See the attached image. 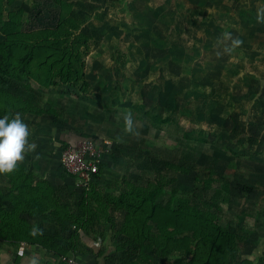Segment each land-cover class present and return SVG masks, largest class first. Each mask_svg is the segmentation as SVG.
Instances as JSON below:
<instances>
[{
	"label": "rangeland",
	"instance_id": "1",
	"mask_svg": "<svg viewBox=\"0 0 264 264\" xmlns=\"http://www.w3.org/2000/svg\"><path fill=\"white\" fill-rule=\"evenodd\" d=\"M9 1L6 10L24 11V29L33 34L55 26L61 15L80 19L71 38L84 58L87 82L43 87L31 78L0 79V89L31 99L36 110L18 115L30 132L28 143L36 146L24 153L20 163L33 168L36 179L49 181L56 188L57 199L76 214L81 215L88 206L83 202V189L62 175L59 146L83 135L113 143L109 164L96 185L100 198L117 196L129 183L147 184L165 174L166 163L172 159L190 172H169L178 180L167 186V192L178 188L179 195L201 204L203 178L213 173L215 162L223 166L222 155L239 156L247 149L240 146L247 142L254 145L247 149L250 157L264 154V99L260 90L264 78V9L260 5H252V13L243 11L242 5H230L228 11L233 8L238 16L245 17L231 30L226 23L203 26L198 19H186L185 14H177L176 5L169 14L172 18L157 15L153 6L158 5L140 0H77L72 7L61 6L59 0ZM38 8L42 14L37 19ZM169 8L171 5H167L166 14ZM214 8L207 9L217 10ZM225 33L230 34L227 39ZM81 37L87 39L86 44ZM5 39L0 32V41ZM220 109L228 114L223 115ZM145 110L173 118L160 124L145 115ZM129 115L133 118L132 132L125 130ZM234 123L236 129L232 130ZM221 126L225 131L216 130ZM220 140L228 144H217ZM259 173L264 174V169ZM4 183L0 181V185ZM93 203L91 198L89 205ZM114 215L116 224L123 221L121 213ZM50 223L55 222L46 215V225ZM58 227L54 235L73 231ZM91 228L94 236L113 241L111 225ZM78 247V257L84 260L89 249L83 243Z\"/></svg>",
	"mask_w": 264,
	"mask_h": 264
},
{
	"label": "trees",
	"instance_id": "2",
	"mask_svg": "<svg viewBox=\"0 0 264 264\" xmlns=\"http://www.w3.org/2000/svg\"><path fill=\"white\" fill-rule=\"evenodd\" d=\"M8 1L0 0V32L6 36L0 41V79L6 77L23 81L31 78L43 87L86 81L84 58L75 39L71 38L81 24L80 19L70 14L61 15L55 26L42 28L33 34L24 29V11L6 10ZM59 1L61 6H74L73 0ZM41 14L42 9L38 8L36 18H40ZM84 37L80 40L86 44ZM32 103L31 99L0 89V118L7 116L15 119L20 114L25 116L28 112H36ZM141 106L145 108L144 103ZM38 110L41 113L42 110ZM144 113L160 124L173 118L172 115L162 117L149 110ZM66 144L67 141L59 146L61 168L60 150ZM170 161L166 163L165 174L158 175L145 185L129 183L117 196H96V185L103 178L101 171L91 187L83 190V202L88 207L81 215L57 199L56 188L49 181L36 179L33 168L18 162L13 172L2 173L9 179V185L3 191L0 189V209L5 202H9L14 217L20 214L29 216L39 220V226L35 231L28 225L7 229L8 232L3 228L0 230H5L13 238L19 234L21 239L40 244L53 251L59 259L63 255L81 256L78 246L81 245L82 231L94 236L90 232L91 226L103 228L111 225L117 252L142 254L128 264H157L159 259H166L171 264H232L237 260L245 238L241 232L220 222L224 211L229 209L225 204L230 203L231 180L217 173L215 162L213 173L203 178L201 192L204 198L199 204L190 197L179 195L178 188L167 192V186L178 180L170 176L171 172H190L177 160ZM105 162L109 164V161ZM62 175H67L75 184L73 176L64 170ZM166 194L169 196L165 200ZM91 198L94 203L90 206ZM114 212L124 216L122 222L116 224ZM46 215L51 216L63 230H73L69 231V242L57 243L58 235L50 233L42 223ZM100 253H96L97 256Z\"/></svg>",
	"mask_w": 264,
	"mask_h": 264
},
{
	"label": "crops",
	"instance_id": "3",
	"mask_svg": "<svg viewBox=\"0 0 264 264\" xmlns=\"http://www.w3.org/2000/svg\"><path fill=\"white\" fill-rule=\"evenodd\" d=\"M74 1L76 4L77 0H73V2ZM91 1L94 2L95 0ZM140 1L143 3H150L152 6L158 5V7L153 6L155 8L153 12L157 15L162 14V16H169V14L172 13L173 7L176 5L179 10L177 14H185L183 16L186 19H198L203 26L226 23L228 26L227 28H231V30L236 26L235 23L238 19L245 17L238 16V12L233 8H231V11H228L230 5H242L243 11L248 13L254 12V7H252V5H260L261 9H264V0ZM167 5H171L172 8H169L166 14L165 10L167 9ZM179 5H182V7ZM211 7H217L214 8L217 10H208ZM163 11L164 13H162ZM243 11L241 13H243ZM262 13L264 14V10ZM175 17H177V15ZM169 18L172 17L169 16ZM251 18H254V15H252ZM260 90L264 99V78H262ZM262 104L264 105L263 100ZM223 110L224 109H220V113L223 115L228 114V112H223ZM236 112H238V110H236ZM241 114L242 113H239L238 115ZM250 125L252 131H254V123ZM234 128L236 129V123L232 125V130H234ZM216 130L225 131L222 126ZM211 140L212 139H210L209 142H211ZM217 144L225 146L228 143L227 141L220 140ZM244 146L245 147L240 146V148L250 149L251 146L254 147V145L249 144V142ZM231 147L235 148L236 146L232 144ZM247 149L241 151L239 156H220V159H222L224 163H221L223 166H217L216 171L219 175L229 178L232 187L230 203L229 205L225 204V207H229V209L224 211L223 218L220 222L225 227L241 232L245 238L238 252L237 260L232 264H264V174L259 173L261 169H264V154L261 153L257 156L250 157L251 152ZM261 152H264L263 148ZM217 156L218 155L214 156L215 160L218 158ZM31 164L33 163L31 162ZM1 180H5V183L0 185V189L3 191L4 187H8L9 180L6 176L0 174V181ZM249 181H251V183H249ZM250 186H252V188H249ZM38 222L40 221L33 220L29 216L22 214L14 217L13 207L9 202H5L4 206L0 209V228L5 229L7 232L10 228L22 225L31 226L33 231H35L39 226ZM42 223L47 226L46 220H43ZM47 227L51 228L53 233L57 230V226L54 223H50ZM5 230H0L2 233V235H0V264H56L58 261L53 251L44 248L40 244H33L28 240L19 238V234H17V238H13L8 235ZM70 236L71 235L67 234L58 235L57 243L69 242L71 240ZM81 239V243L85 244L90 251L89 254L84 257L85 259H82L86 264H128L136 258H139L140 255L138 253H127L126 251L117 252L115 250L114 244L116 243L114 238L112 242H108L105 236L93 237L92 235L83 233ZM22 245H24V249H22ZM98 252H101L99 256L96 254ZM140 256H142V254ZM155 258L158 257L156 256ZM159 260L157 264H171V262L169 263L166 259Z\"/></svg>",
	"mask_w": 264,
	"mask_h": 264
},
{
	"label": "built area",
	"instance_id": "4",
	"mask_svg": "<svg viewBox=\"0 0 264 264\" xmlns=\"http://www.w3.org/2000/svg\"><path fill=\"white\" fill-rule=\"evenodd\" d=\"M113 148L111 140L100 137L80 136L75 140H68L60 150L62 169L75 178L78 188L89 189L96 181L97 174L106 167L105 161L113 153ZM57 264L86 263L76 256L63 255Z\"/></svg>",
	"mask_w": 264,
	"mask_h": 264
},
{
	"label": "clouds",
	"instance_id": "5",
	"mask_svg": "<svg viewBox=\"0 0 264 264\" xmlns=\"http://www.w3.org/2000/svg\"><path fill=\"white\" fill-rule=\"evenodd\" d=\"M225 39L230 34L225 33ZM238 44L239 41H234ZM230 51V49H226ZM125 130L133 131V118L131 115L125 118ZM30 132L27 125L17 116L9 119L7 116L0 118V174L11 173L17 167L18 162L23 161L24 153L34 150L35 145L28 143Z\"/></svg>",
	"mask_w": 264,
	"mask_h": 264
}]
</instances>
